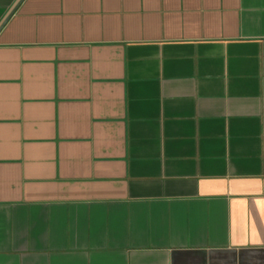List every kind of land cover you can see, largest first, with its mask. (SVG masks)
I'll return each instance as SVG.
<instances>
[{
  "label": "crops",
  "instance_id": "crops-1",
  "mask_svg": "<svg viewBox=\"0 0 264 264\" xmlns=\"http://www.w3.org/2000/svg\"><path fill=\"white\" fill-rule=\"evenodd\" d=\"M0 264H264V0H0Z\"/></svg>",
  "mask_w": 264,
  "mask_h": 264
},
{
  "label": "water",
  "instance_id": "water-1",
  "mask_svg": "<svg viewBox=\"0 0 264 264\" xmlns=\"http://www.w3.org/2000/svg\"><path fill=\"white\" fill-rule=\"evenodd\" d=\"M14 10V9H13Z\"/></svg>",
  "mask_w": 264,
  "mask_h": 264
}]
</instances>
